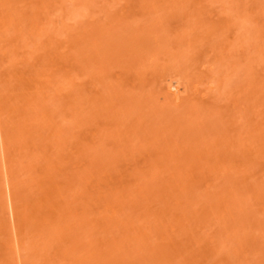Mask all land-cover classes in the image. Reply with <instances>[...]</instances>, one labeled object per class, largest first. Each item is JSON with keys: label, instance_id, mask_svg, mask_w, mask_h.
<instances>
[{"label": "rangeland", "instance_id": "374dc122", "mask_svg": "<svg viewBox=\"0 0 264 264\" xmlns=\"http://www.w3.org/2000/svg\"><path fill=\"white\" fill-rule=\"evenodd\" d=\"M40 1L0 0V264H264V0Z\"/></svg>", "mask_w": 264, "mask_h": 264}, {"label": "bare ground", "instance_id": "6f19581e", "mask_svg": "<svg viewBox=\"0 0 264 264\" xmlns=\"http://www.w3.org/2000/svg\"><path fill=\"white\" fill-rule=\"evenodd\" d=\"M41 1H42V0H41ZM41 1H40V2H41ZM43 1H44V0H43ZM48 1H50V0H48ZM41 3H42V2H41ZM46 3H47V2H46ZM46 3H45V5H46ZM50 3L52 4L53 2L51 1ZM43 5H44V3H43ZM45 5H44V7H45ZM41 6H42V5H41ZM46 7L48 8L49 5H47ZM46 7H45V8H46ZM42 8H43V7H42ZM49 8H50V7H49ZM5 16H6V15H5ZM34 17H35V15H34ZM36 17H37V16H36ZM36 17H35V18H36ZM5 18H7V17H4V19H5ZM4 19H3L2 16H1V20H2L3 22L0 23V24H2V27L0 26V29L2 28L3 30H6V29H7V23H9V22L11 21V17H8V18H7V19H8V22L6 21L7 19H6V20H4ZM4 21H5V22H4ZM14 21H15V19L13 20V18H12V21H11V22H14ZM6 22H7V23H6ZM4 25H5L6 27H5ZM8 25H9V24H8ZM4 27H5V28H4ZM34 29H35V28H34ZM5 34H6V33H5ZM0 35H3V33H2V34L0 33ZM16 37H17V36H16ZM16 37H15V39H16ZM17 39H18V38H17ZM0 42H1V41H0ZM14 46H16V45H14ZM17 47H19V46H17ZM14 49H15V48H14ZM16 50H18V49L16 48ZM0 52H1V51H0ZM2 52H3V51H2ZM1 54H2V53H1ZM4 54H5V52H4ZM4 54H3V57H2V58H4V56H5ZM1 56H2V55H1ZM171 79H172V78H171ZM173 79H174V78H173ZM176 81H177V80H176ZM176 83H178V81H177ZM170 84H172V83H170ZM173 84H174V82H173ZM168 85H169V84H168ZM175 85H176V84H175ZM177 85H178V84H177ZM177 85H176V86H177ZM173 86H174V85H173ZM174 87H175V86H174ZM178 87H179V86H178ZM170 88H172V87L170 86ZM170 88L168 87V90H169ZM172 90H173V89H172ZM175 91H176V90H175ZM178 92H179V91H178ZM178 92L176 91V93H178ZM178 94H179V93H178ZM11 99H12V98H11ZM27 111H28V110H27ZM24 112L26 113V111H24ZM27 114H28V112H27ZM27 114L25 115V114L21 113L22 116L19 115V117L22 118V119H24V115H25V117H26ZM28 115H29V114H28ZM27 117H28V116H27ZM60 133H61V131H60ZM4 134H5V136H6V137H5L6 140H8V139H9V135H8L7 131H5ZM56 136H57V135H56ZM53 137L55 138V136H53ZM57 137H58V136H57ZM54 138H53V139H54ZM59 139H62V138H58V142H59ZM6 142H7V141H6ZM10 142H11V140L8 142V144L5 143V150H7V152H8V148H9L8 146H11V147L13 146V145H10V144H11ZM61 143H63V142L61 141ZM6 144H7V145H6ZM54 144L57 145V144H60V142L57 143V144H56V143H53V147H54ZM12 148H15V147H12ZM18 148H19V147H18ZM9 149H10V148H9ZM13 150H15V149H13ZM18 150H19V149H18ZM18 150H17V151H18ZM15 152H16V151H15ZM10 158H12V157H10ZM10 160H11V159H10ZM91 164H92V163H91ZM86 165H87V164H86ZM88 165H89V164H88ZM88 165H87V166H88ZM20 166H21V165H20ZM22 166H23V164H22ZM27 166H29V164H28ZM27 166H26V167H27ZM45 166H46V165H45ZM84 166H85V164H84ZM26 167H24V169H25ZM48 167H49V165H48ZM85 167H86V166H85ZM21 168H22V167H21ZM21 168H20V169H21ZM30 168H31V167H30ZM45 168H46V167H45ZM51 168H52V167H51ZM22 169H23V168H22ZM24 169H23V170H24ZM47 169H49V168H47ZM17 170H19V169H17ZM17 170H16V171H17ZM26 170H28V169L26 168L25 171H24V173H25V172H28V171H26ZM29 170H30V169H29ZM31 170H32V168H31ZM54 170H56V169L54 168ZM12 171H13V170H12ZM45 171L48 172L46 169H45ZM45 171H44V173H46ZM51 171H53V169H51ZM17 172H18V171H17ZM57 172H58V171H57ZM76 173H78V171H77ZM12 174H13V172H12ZM25 174H26V173H25ZM50 174H51V173H50ZM50 174H49V175H50ZM53 174H54V173H53ZM4 175H5V178H7L9 174L6 172ZM14 175H15V174H14ZM45 175H47V174H45ZM76 175H78V174H76ZM12 176H13V175H12ZM43 176H44V175H43ZM43 176H42V178H44ZM86 176H87V175H86ZM86 176H85V177H86ZM16 178H17V177H16ZM49 179H51V178L49 177ZM80 179H81V178H80ZM83 179H85V178H82V180H83ZM42 181H43V180H42ZM16 182H17V181H16ZM9 183H10V180H9ZM37 183H38V182H37ZM10 184H11V183H10ZM17 184H18V183H17ZM137 187H138V186H137ZM138 188H139V187H138ZM136 190H138V189H136ZM136 190H134V191L137 192ZM140 190H141V187H140ZM138 191H139V190H138ZM55 192H56V191H55ZM135 192H134V193H135ZM140 192H141V191H140ZM51 193H52V192H50V194H48V193L46 194V193H45V194H46V196L44 195V199H45V201H49V200L51 199V198H50L51 195H52ZM134 193H133V194H134ZM135 194H137V193H135ZM117 197H118V196H117ZM117 199H118V198H117ZM120 201H121V200H120ZM58 204H60V203L58 202ZM114 204H115V203H114ZM114 204H113V205H114ZM55 205H57V204L55 203L54 205H51V207H50V209H51L53 212H54V211L57 212V208H56V207L54 208ZM114 206H115V205H114ZM57 207H58V206H57ZM63 207H64V206H63ZM107 207H108V206H107ZM109 207H111V206H109ZM109 207H108V208H109ZM112 207H113V206H112ZM112 207H111V208H112ZM60 208H61V207H60ZM106 209H107V208H106ZM62 210H64V209L62 208ZM66 210H67V209H66V207H65V210H64V211H66ZM64 211H63V212L61 211V212H62L61 215L64 213ZM106 211H107V210H106ZM108 211H110V210L108 209ZM55 212H54V213H55ZM111 212L114 213L113 210H111ZM112 213H111V215H112ZM61 215H59L58 217H60ZM116 215H117V214H116ZM116 215H113V216H116ZM63 216H64V214H63ZM63 216H62V217H63ZM109 217H110V215H109ZM117 217H118V216H117ZM117 217H116V218H117ZM60 218H61V217H60ZM111 218H113V217L111 216L110 219H111ZM114 219H115V218H114ZM117 219H118V218H117ZM62 221H63V220H62ZM113 221H114V220H113ZM35 228H36L37 230H42V229H41V228H42V225H41V224L37 225V224L35 223L34 229H35ZM150 228H151V227H150ZM24 230H25V228H23V226H22V224H21V229L19 230L18 233H19L20 235H23ZM130 230H131V228H130ZM141 230H142V229H141ZM141 230H140V231H141ZM150 230H151V229H150ZM128 231H129V230H128ZM133 231H134V229H133ZM44 232H45V229H44ZM148 232H149V231H146V230H145L144 233L146 234V233H148ZM144 233H143V234H144ZM145 234H144V237H146ZM147 235H148V234H147ZM62 236H64V234H63ZM62 236H61V237H62ZM57 237H58V236H57ZM57 237H56V238H57ZM59 237H60V236H59ZM127 237H129V235H128ZM127 237H126V240L128 239ZM134 237H136V236H134ZM142 237H143V236H142ZM144 237H143V238H144ZM124 238H125V237H124ZM138 238H139V237H138ZM57 239H59V238H57ZM62 239H63V238H62ZM130 239H132V241H133V238L130 237ZM126 240H125V241H126ZM136 240H137V239H136ZM139 241H140V240H139ZM139 241H138V242H139ZM134 242H135V241H134ZM136 243H137V242H136ZM136 243H135V244H136ZM4 245H5V248H11V246H12V242H11V241H6V242L4 243ZM35 251H36V250H35ZM35 251H34V252H35Z\"/></svg>", "mask_w": 264, "mask_h": 264}]
</instances>
